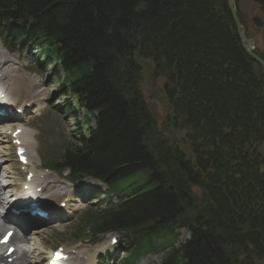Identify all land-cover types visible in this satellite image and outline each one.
I'll list each match as a JSON object with an SVG mask.
<instances>
[{
  "label": "trees",
  "instance_id": "1",
  "mask_svg": "<svg viewBox=\"0 0 264 264\" xmlns=\"http://www.w3.org/2000/svg\"><path fill=\"white\" fill-rule=\"evenodd\" d=\"M13 22L71 94L77 126L88 112L77 143L45 165L110 187L74 242L123 233L136 249L121 264L160 240L162 264H264V69L229 0H0V35ZM144 79L165 101L162 122Z\"/></svg>",
  "mask_w": 264,
  "mask_h": 264
},
{
  "label": "rangeland",
  "instance_id": "2",
  "mask_svg": "<svg viewBox=\"0 0 264 264\" xmlns=\"http://www.w3.org/2000/svg\"><path fill=\"white\" fill-rule=\"evenodd\" d=\"M259 1L260 0H236V9L241 14L239 20L242 24V29L245 30L247 37L255 43V54H257V48L264 51V2L261 4ZM256 22H258V24ZM15 25L18 26L16 23ZM10 35L9 39L17 43L18 39H15V34L13 35L12 33ZM11 54L10 58L15 61L13 60L11 62V66L7 72L11 73V67L15 68L12 74H14L16 79L22 84L24 89H22V91H25V94H30L29 96L27 95L28 97L26 95L24 96H26L27 99L34 98L33 102H35L33 106L34 109L30 112L32 114H30L27 124L36 129L38 134L37 141H39L40 144L43 146L49 145L61 152L68 143H75L78 139L79 127L70 118L68 109V102L73 103L71 95L68 94L65 96L62 94L63 91L59 86L55 72L47 66L41 53L34 47L24 43L18 47L17 52ZM3 62L4 58L2 54H0V66L3 65ZM142 87L147 97L149 96L150 98V109L154 115L162 121L164 118V108L160 98L153 94L150 96V93H148L149 84L147 79H144ZM26 98L24 97L22 100H26ZM82 113H86V111ZM92 122L94 124L93 119ZM80 128H82V124ZM0 146L4 151L3 159L5 160L1 170H5L6 175H8L6 180L11 183L10 189L8 188L11 193L23 187L25 174L22 169L19 168L8 141L5 139L2 140ZM37 153L39 162L36 161L35 165L42 167V157L40 159V156L43 154V150L40 149ZM65 176V174H58L56 172H52L51 174L50 172V174L47 175L49 178L46 179L50 183L47 188L51 187V183L57 184L58 186L61 184L62 188L64 186L71 192L73 191L67 205V212L70 214L69 220L62 223L57 221L43 224L42 227L44 231L35 234L34 236H36V238L31 241V243L27 242L30 247L35 249L34 252L30 254L32 257L29 259L35 264V260L37 262L39 258L47 257L45 252L51 253L53 249L63 245L67 248L87 253V255H94L96 259H94L95 264L97 260L98 264L100 260H102L103 264H117L118 261L125 258L124 256H126L129 246L127 238L122 233H110L104 238L100 236L98 239H92L91 241L87 240L77 244H71L70 242L72 235L77 230V223L80 215L88 210H86L87 206L93 201L95 202L93 203L94 205L100 203L104 205L102 199L107 198L106 191L108 186L99 183L91 177L83 179L80 185H71L64 180ZM25 184H28V182H25ZM79 187H81L82 190H79ZM58 188L59 187H57L56 190H58ZM83 191H87L88 193L84 194ZM61 192L67 191L64 188ZM68 195L67 193L66 195L64 194L62 198H59L62 200ZM57 201H59V199H57ZM177 232H179L177 247H180V245H184L188 241L190 232L187 229L177 230ZM111 236H117L118 239L120 238V247H108ZM96 251H99L98 254L95 253ZM169 251L170 249L167 247L160 248L157 252L142 256L136 264H162ZM33 255L36 257H33ZM84 263L85 261H82V264Z\"/></svg>",
  "mask_w": 264,
  "mask_h": 264
},
{
  "label": "bare ground",
  "instance_id": "3",
  "mask_svg": "<svg viewBox=\"0 0 264 264\" xmlns=\"http://www.w3.org/2000/svg\"><path fill=\"white\" fill-rule=\"evenodd\" d=\"M0 54H2V57L4 58L3 65L0 66V104L3 106L8 105V104H16L15 102L17 101L18 102L17 105L19 107L18 109H23L24 108V101L31 102L30 100H28L26 98V96L27 95L29 96L30 94L29 93L25 94L26 92L22 91V89H23L22 84H20V82L16 79V76L14 74H12V72L15 70L14 67H11V73L7 72L11 66V62L14 60V59L10 58L11 54L7 53L2 47H0ZM5 77H6V79H5ZM3 81H4V84H2ZM7 84L10 85L9 88H8ZM24 95H26V96H24ZM22 96H23V98L25 97L26 100H22ZM21 138L23 140H25L27 147H29L27 149V155L29 156V162H32L33 149H31V147L33 146L34 142L27 140L25 133L21 134ZM3 163L4 162L2 160L1 164H0V176H2V177L6 175L5 170L4 171L1 170ZM31 172H33V171H31ZM33 175H34V177L32 178V180L30 182H28V184L30 185L28 189L23 188L22 193L17 192L16 194H13L10 196V197H12V199H11L12 205L9 208L10 210L12 208H18L19 203L22 201V199L27 197L26 194H28L29 197L32 198L33 200L40 201V200H42V197L44 196L43 193H44L45 197H43V198H45L47 200V205L53 206L54 208L57 207L61 202V200L57 201V199H59V197L62 198L63 195L64 194L66 195L67 193L69 195L71 194L70 190H67V192L62 193L61 191L64 189V187L62 188L61 184H60V186H58L57 184L51 183V187L47 188V186L50 184L46 179V178H49V177H47L48 174H46V173L41 174L40 173V174H33ZM6 176H8V175H6ZM95 183H97V182H95ZM6 184H8L6 187L8 190V188L10 186L9 185L10 182L8 181ZM97 184H99V183H97ZM99 185H97V186H99ZM38 187L42 188V192H40V193L37 192L36 189ZM57 187H59L58 190H56ZM0 189H1V187H0ZM53 189H55L56 191ZM51 190H53V191H51ZM62 200H64V198ZM55 203H57V204L53 205ZM21 205H23V203H21ZM0 207H1V209H0V226H1L0 235H1L2 231L5 230V228L9 227V225L11 224V222H10L11 214L9 212L7 215L3 214L5 207L1 205V201H0ZM64 216H66V214H64ZM13 217L15 218L16 221H18L21 224L22 227H24V228L29 227V225H30L29 220L31 218L29 215H25L24 213H21L20 215L13 214ZM43 231H44V228L32 230V232L34 234L41 233ZM15 238H16V236H15ZM35 238H36V236H35ZM31 239L33 240L34 237H31ZM18 240L21 243H25V240L22 238V236H20ZM28 253H29V250L20 249L18 252V256L15 259L14 263L32 264V262H30L28 260ZM83 254H85V253L81 252V251L77 252L74 257H71L67 262L62 263V264H82V261H85L84 264H94V262L96 260L94 257H90L88 260H86L83 258ZM5 261H6L5 257L0 253V264L4 263ZM35 262H36V260H35ZM5 264H10V263L5 262Z\"/></svg>",
  "mask_w": 264,
  "mask_h": 264
},
{
  "label": "water",
  "instance_id": "4",
  "mask_svg": "<svg viewBox=\"0 0 264 264\" xmlns=\"http://www.w3.org/2000/svg\"><path fill=\"white\" fill-rule=\"evenodd\" d=\"M229 7L232 11V15L233 18L235 20L236 23V29H237V33L240 37L241 42L244 44V47L246 48L247 52L249 53V55L256 61L258 62L264 69V59L259 57L258 55H256L254 53L255 49H256V45L254 42H252L246 35L245 30L242 29V24L239 20L238 17V11L236 9V0H230L229 1Z\"/></svg>",
  "mask_w": 264,
  "mask_h": 264
},
{
  "label": "flooded vegetation",
  "instance_id": "5",
  "mask_svg": "<svg viewBox=\"0 0 264 264\" xmlns=\"http://www.w3.org/2000/svg\"><path fill=\"white\" fill-rule=\"evenodd\" d=\"M261 1H262V2H261ZM259 2H260L261 4H263L264 0H260Z\"/></svg>",
  "mask_w": 264,
  "mask_h": 264
},
{
  "label": "snow or ice",
  "instance_id": "6",
  "mask_svg": "<svg viewBox=\"0 0 264 264\" xmlns=\"http://www.w3.org/2000/svg\"><path fill=\"white\" fill-rule=\"evenodd\" d=\"M59 258V257H58Z\"/></svg>",
  "mask_w": 264,
  "mask_h": 264
}]
</instances>
